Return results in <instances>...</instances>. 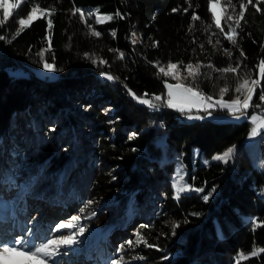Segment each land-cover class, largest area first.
<instances>
[{
    "label": "trees",
    "instance_id": "obj_1",
    "mask_svg": "<svg viewBox=\"0 0 264 264\" xmlns=\"http://www.w3.org/2000/svg\"><path fill=\"white\" fill-rule=\"evenodd\" d=\"M33 2L55 11L14 37L16 21L32 6L22 3L0 26V35L6 37L0 40V191L19 186L16 196L0 193V214L14 208L21 193L49 208L78 204L82 218L75 221L93 229L85 243L103 264L121 255L123 264H236L240 252L264 248V223L255 229L252 223L264 222V167L253 163L247 141L252 122L183 120L179 111L167 106L165 87V82L179 80L216 96L223 87L232 92L237 75L257 78L256 66L264 59V2L260 12L248 6L236 45L213 25L208 0ZM239 3L232 0L233 12L222 0V9H227L221 20L225 32L227 16H238ZM75 9L84 11L87 24L79 13L72 14ZM97 11L113 19L97 23L95 15H87ZM193 15L200 19L193 21ZM89 25L101 35H91ZM47 37L51 50L43 59L55 65V76L40 72L43 61L37 52L48 47ZM191 60L202 65L195 80L182 71ZM169 62L181 71L175 78L156 67ZM238 62V74L216 71ZM129 89L138 97L162 100L150 108ZM93 90L100 91V98L88 97ZM262 91L264 79L249 111L264 108ZM74 101L87 108L64 113ZM39 112L41 118L30 119ZM55 124H64L70 132L58 135L52 129ZM73 128H89V133ZM81 134L84 139L72 148V137ZM231 145L235 152L228 163L203 160ZM178 160L187 169L184 182L203 191H186L177 200L173 173ZM127 230L135 231L132 241L139 233L157 247L129 248L130 239L121 242ZM110 236L124 245V252L108 245ZM240 264H264V253Z\"/></svg>",
    "mask_w": 264,
    "mask_h": 264
},
{
    "label": "snow or ice",
    "instance_id": "obj_2",
    "mask_svg": "<svg viewBox=\"0 0 264 264\" xmlns=\"http://www.w3.org/2000/svg\"><path fill=\"white\" fill-rule=\"evenodd\" d=\"M225 2L228 5H231L233 12H235L236 5L232 4V0H225ZM264 2V0H255V3H253V0H247L245 3L244 0H240L239 8L240 11L238 13V16L228 15L227 20L229 31L225 32L224 27L221 24V20L224 18V14L227 12L226 8L222 9V12L220 15L216 12V7L220 6L222 4V0H208L209 7L208 10L212 13L211 20L213 25L219 29L220 34L223 36L224 39L228 40L232 45L237 44L236 37L239 35L237 29L241 27V21L244 19L245 12L249 5H251L256 12H260L261 9L259 7V4ZM22 3H30L32 4L30 8V12L27 14L26 18H19L16 22L18 24V31L14 34L15 36L20 35V33L26 28L30 27L31 23L38 18H43L45 16H51L53 12L55 11L54 8H47V9H41L39 4H35L33 0H0V26H3L9 19L10 16H12L13 11L18 9L19 6ZM187 9H185L186 11ZM173 11H177V9H173ZM79 13L81 19L84 20V22L87 24V19H85V13L81 9H75L73 11V15H76ZM88 16L95 15L96 22L97 23H103L105 21L113 19V16L110 15H101L97 11L96 13L89 12L87 14ZM117 17L123 18L119 11L115 14ZM200 17L197 15L192 16V20L196 21L199 20ZM233 24L235 26H233ZM47 27L50 30L52 28V21L51 19L47 22ZM89 28L91 29V35L99 37L101 35L100 32L95 31L91 28V25H89ZM112 35H115V32L112 33ZM215 35V33H214ZM132 36L135 37V33H132ZM13 37V38H14ZM6 37L3 35H0V40H5ZM47 44L48 47L44 48L43 50H40L37 52V55L41 57L43 61V68L46 69L49 72L56 71L55 65L53 63H48L46 60H44V54L49 52L51 50V38L47 37ZM133 43H136V40L133 39ZM219 42V41H218ZM158 45V42H155ZM209 43H211V40H209ZM203 49V45L200 46ZM225 53L230 57L232 53L228 50H224ZM88 56V54H85ZM240 55L244 56L243 50H240ZM119 57L123 59V53L119 54ZM91 59V57H89ZM92 63H97L96 59H92ZM100 63H107V61H100ZM156 67L159 70L160 74H163L165 76L171 75L173 78L176 77V71L178 69V65L169 62L166 66H160L158 63ZM188 75L192 76V78L195 80L196 76L199 75V69L202 67L201 64L193 65L188 64L185 66ZM208 68H214L213 65L209 64L207 65ZM257 69L259 71V76L257 78H250L248 75L240 76L237 75V84L235 87V92L239 95L236 96L235 99L231 101H224L223 97L226 93L229 92L228 87H223L219 90L220 99L215 102V104L211 103L212 97L206 96L194 89V87H183L181 88V85H172L165 82V87L167 88V96H168V107H178L181 112L185 110L184 104H174L173 103V88L179 89L182 91V93L190 96L195 97L197 104L196 105H187L188 110H191L192 106L197 107H203L205 110L208 108H212L215 106H218L220 108L226 109L228 112L231 113L233 117L239 118L240 116L245 114V111L252 107L251 101L253 99V96L256 92V89L258 86H260L261 80L264 79V59H261L259 63L257 64ZM216 71H219L221 73H237L239 72V62L237 63L236 67H233L232 65H229L228 67H225L223 69H216ZM103 75L106 76L107 79L112 80L115 79V77L111 76L110 74L103 73ZM129 93L133 96L134 99L138 100L142 104L148 105L150 108H157L159 106L158 103L162 100L161 96H154L151 99L145 98L147 94L143 97L136 96L135 93L131 92L129 89ZM241 96L243 99H241ZM259 99L261 101H264V91H262L261 95L259 96ZM155 101V102H154ZM255 107H260V105H255ZM211 115V113H209ZM191 118V117H190ZM202 118V117H197ZM252 121L254 123V127L251 129V135L255 136L257 135V132L259 129H264V116H252ZM235 151V146L229 147L226 151H224L222 154L216 155L213 157L216 161H222L224 163H228V161L233 157ZM179 179H182V176L178 174V181L174 184L175 188V198L178 200L180 198L181 193H184L186 191H196L200 192L203 191V189H193L192 186L186 185V184H180ZM205 200L208 199L207 196L204 197ZM91 203V202H89ZM80 217H74V220L79 221ZM254 229L256 227H260L262 223L256 219H253L252 221ZM75 227L74 224H65L61 223L58 226H56V230L62 228H72ZM175 227H178V225L173 226V234H175ZM84 232V228L81 227L79 229V233L82 235ZM78 243L75 234L69 235V236H60L53 239H48L46 242L37 245H33L30 242L25 241L23 237H20L19 239H16L11 245L8 243H2L0 244V264H13V261L17 257H26L29 259H34L39 262V264H48V260L51 259L53 256L59 254V250L61 247L64 246H70ZM139 244H143L144 246L148 248H154L157 247L154 244H151L148 242L147 239H145L141 234H137L136 240L127 241V246L129 248H134ZM125 248L124 245L120 246V249L118 251L124 252ZM260 253H264V248H257L253 247L252 251L249 254H244L243 252H240L237 256L236 264H240V261L242 260H248L251 257L258 256ZM140 259H143V257H139ZM125 257L121 255L119 259H113L109 262V264H123ZM164 259H167V257H164Z\"/></svg>",
    "mask_w": 264,
    "mask_h": 264
},
{
    "label": "rangeland",
    "instance_id": "obj_3",
    "mask_svg": "<svg viewBox=\"0 0 264 264\" xmlns=\"http://www.w3.org/2000/svg\"><path fill=\"white\" fill-rule=\"evenodd\" d=\"M216 12L218 15L222 12V5L216 7ZM27 16V15H26ZM26 16H23L21 18H26ZM193 64L197 65L195 60L189 61L186 65ZM43 71L44 75H51L55 76L56 71L49 72L44 68H41L40 72ZM177 73L181 72L178 68L175 70ZM183 72L188 73L186 67L182 69ZM168 84L172 85H181V88L183 87H189L186 83L182 81H168ZM236 87V86H235ZM195 89V88H194ZM198 91L197 89H195ZM168 92L166 88V93ZM199 92V91H198ZM173 103L174 104H184L185 110L181 112L178 107H171L175 109L176 111H179L180 115L182 116L183 120L192 121V120H215V121H226V120H236L240 121L244 118H247L252 122L251 129L255 126L252 121V116H264V108H257L252 111L250 110V107L245 111V114L240 116L239 118L233 117L230 112H228L226 109L220 108L218 106L208 108L205 110L203 107H197L192 106L191 110H188L187 105H196L197 101L195 97H190L184 93H182L181 90L173 88ZM201 93V92H200ZM203 94V93H202ZM205 95V94H204ZM239 95L235 92V88L232 92H228L224 95L223 99L224 101H231L236 98V96ZM100 91L94 90L88 95V97H95L100 98ZM207 96V95H206ZM213 99L211 103L215 104L216 101L220 99V95L211 96ZM148 99V98H147ZM241 99L243 97L241 96ZM168 102V96H166V104ZM107 111H112L113 106H105ZM87 108V105L82 102L74 101L71 105L67 106L65 109H62L65 112L68 111H82ZM211 113V115H209ZM36 116L42 117L40 112L36 113L34 116H30V119H35ZM191 117V118H190ZM202 117V118H197ZM31 122V120H30ZM22 125V124H21ZM56 125V124H55ZM56 128V129H55ZM52 129L55 131L58 135L63 134L64 132H70L67 131V126L64 124H58ZM85 131L86 134L89 133V128H79V129H72V131ZM251 129L249 132V135L247 137V141L250 144V151L253 156V163L256 166L264 167V129H259L257 132V135L252 136L251 135ZM84 135H80V138L77 136L75 138L72 137V139H75V144L72 146V148L77 147L80 143V139L83 138ZM88 139V137H85V139ZM234 145H231L229 147H233ZM229 147L224 149L222 152H217L211 157H205L203 160L205 162L209 161L210 159H213L214 156L222 154L224 151H226ZM235 152V151H234ZM198 153V148L195 149V154ZM234 156V154H233ZM233 158V157H232ZM231 158V159H232ZM214 160V159H213ZM187 169L185 167V163L183 160H178L175 165V171L173 173V182L174 184L178 181V174L182 176V179H179L180 184H186L184 182L183 178L186 174ZM23 178V177H22ZM19 186L15 187L14 189L5 190L2 188L0 193H3L5 197H11V195L16 196V192L18 191ZM11 199V198H10ZM18 203L14 206V208L8 209L6 212H4L1 215L0 220V244L2 243H8L11 245L16 239H19L20 237H23L25 241L30 242L33 245H39L41 243L46 242L48 239L57 238L60 236H69L75 234L76 239L78 243L70 246H64L61 247L59 250V254L53 256L51 259L48 260V264H103L100 262L97 257V254H93V252H90L91 245L89 243H85L86 237L91 236L90 234H93V229L88 228L85 229L83 224L78 225L77 222L74 220V217L79 216L80 219L82 218V215L80 214L81 207L77 204H65L62 205V209H56L55 206L48 207L45 205L42 201H36L34 198L30 197L29 195H24V193H21L18 196ZM45 206V207H43ZM36 210V212H34ZM40 210V211H38ZM3 218H7V221ZM9 220V221H8ZM2 221V222H1ZM61 223L65 224H74L75 227L72 228H62L58 231L56 230V226H58ZM126 226V225H125ZM83 227L84 232L81 235L79 233V229ZM127 227V226H126ZM128 236L121 240V242H125L127 239L133 240L134 238V230L131 232L130 230H127ZM122 235V234H121ZM82 246H79V244ZM108 245H111L112 249L120 247V242L115 240L112 236H110L107 239ZM13 264H39L38 261L34 259H29L26 257H17L14 259Z\"/></svg>",
    "mask_w": 264,
    "mask_h": 264
},
{
    "label": "bare ground",
    "instance_id": "obj_4",
    "mask_svg": "<svg viewBox=\"0 0 264 264\" xmlns=\"http://www.w3.org/2000/svg\"><path fill=\"white\" fill-rule=\"evenodd\" d=\"M0 217H1V215H0ZM4 220H6L7 221V218H3ZM0 220H1V218H0ZM9 221V220H8ZM2 222V221H1Z\"/></svg>",
    "mask_w": 264,
    "mask_h": 264
}]
</instances>
